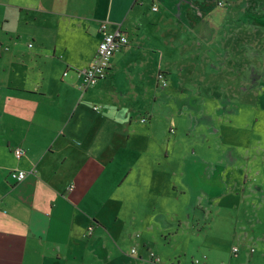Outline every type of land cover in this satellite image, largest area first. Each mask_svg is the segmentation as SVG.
I'll list each match as a JSON object with an SVG mask.
<instances>
[{
  "label": "crops",
  "instance_id": "1",
  "mask_svg": "<svg viewBox=\"0 0 264 264\" xmlns=\"http://www.w3.org/2000/svg\"><path fill=\"white\" fill-rule=\"evenodd\" d=\"M103 22L129 44L83 89ZM263 86L264 0H0V264H264ZM178 116L228 147L199 192L160 171Z\"/></svg>",
  "mask_w": 264,
  "mask_h": 264
},
{
  "label": "rangeland",
  "instance_id": "2",
  "mask_svg": "<svg viewBox=\"0 0 264 264\" xmlns=\"http://www.w3.org/2000/svg\"><path fill=\"white\" fill-rule=\"evenodd\" d=\"M264 87V86H263ZM264 90V89H263ZM264 92V91H263ZM253 97V96H252ZM255 112V110L253 111ZM257 114L263 116L262 111L257 110ZM247 118L243 117L241 120H244L243 126L241 127L240 123H236V126L232 127V136L237 137L235 133H237L236 127L246 128V127H255L260 128V125L253 122V113L248 112ZM167 115V113H165ZM161 117V115H159ZM179 116L173 119V121H169L170 118H165L164 121V137H163V152H162V167L160 171L164 173V175H169L173 172L180 173L185 175V182L190 187L194 188L197 192H199L201 187H204L206 184V179L204 178L206 175L211 177V174L214 173L217 165L222 163V155H225V150L228 149L225 145H222V141L219 134H213L212 130H209L210 134H208V138L203 141L202 139H198V134L202 129L198 132H194L189 134L188 132H184V130L180 129L182 127L180 125ZM247 123L245 126L244 124ZM224 122H218L217 126L219 129L223 130L226 126ZM239 124V125H238ZM253 125V126H252ZM171 127L175 129V133L171 131ZM260 130V129H259ZM222 134V133H220ZM242 139H245L243 137ZM248 138L239 142V148L237 150L241 153V160L244 161V155L249 154L250 156H254V154H261L264 152L260 150L258 147L250 148L249 142H247ZM151 149L155 150L158 148L156 144H150ZM233 149V148H232ZM168 153V156H167ZM242 162V161H241ZM220 166V165H218ZM240 163L235 166L233 169L234 174H237L241 167ZM233 168V165L229 169ZM259 169H264V166L259 165L254 166L253 170H251L252 174L254 171ZM223 168L219 169V173H221ZM228 169V171H229ZM264 172V170H262ZM181 176V175H180ZM214 181V179H213ZM233 181V180H232ZM206 184L207 186H209ZM217 181L214 184L217 190L220 191L221 187L217 186ZM233 185V182H231ZM226 213V212H225Z\"/></svg>",
  "mask_w": 264,
  "mask_h": 264
},
{
  "label": "built area",
  "instance_id": "3",
  "mask_svg": "<svg viewBox=\"0 0 264 264\" xmlns=\"http://www.w3.org/2000/svg\"><path fill=\"white\" fill-rule=\"evenodd\" d=\"M219 3L223 4L222 1ZM100 30L102 33V40L97 49L96 55L88 67L82 68L78 71L79 75L82 77L81 88L83 89H86L87 87L94 85L100 79L105 78L110 72L112 57L115 52L129 44V38L127 34L119 28L112 29L108 22H103L101 24ZM64 74H67V72ZM158 80L160 86L166 85V79L163 73L158 75ZM94 108L98 110L97 106ZM147 120V117L142 118V122H147ZM14 153L17 158H20L24 154V151L23 149L16 147L14 148ZM27 174L28 171L23 169H14L11 171V176L17 181L24 180ZM92 231L93 226L91 225L88 232L91 234ZM135 251V249L132 250V252ZM236 251L237 248H234V252ZM152 256H155V254L152 253ZM203 261L204 260L201 258H195L191 264H206Z\"/></svg>",
  "mask_w": 264,
  "mask_h": 264
}]
</instances>
